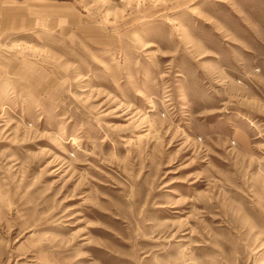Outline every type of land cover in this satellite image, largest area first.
Returning a JSON list of instances; mask_svg holds the SVG:
<instances>
[{
  "label": "rangeland",
  "instance_id": "obj_1",
  "mask_svg": "<svg viewBox=\"0 0 264 264\" xmlns=\"http://www.w3.org/2000/svg\"><path fill=\"white\" fill-rule=\"evenodd\" d=\"M0 264H264V0H0Z\"/></svg>",
  "mask_w": 264,
  "mask_h": 264
}]
</instances>
